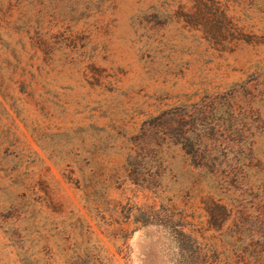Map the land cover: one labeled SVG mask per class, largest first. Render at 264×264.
I'll return each mask as SVG.
<instances>
[{
    "label": "rangeland",
    "instance_id": "rangeland-1",
    "mask_svg": "<svg viewBox=\"0 0 264 264\" xmlns=\"http://www.w3.org/2000/svg\"><path fill=\"white\" fill-rule=\"evenodd\" d=\"M199 2L0 0V264L253 260L264 0ZM171 108L214 179L191 188L197 159L161 139Z\"/></svg>",
    "mask_w": 264,
    "mask_h": 264
},
{
    "label": "trees",
    "instance_id": "trees-1",
    "mask_svg": "<svg viewBox=\"0 0 264 264\" xmlns=\"http://www.w3.org/2000/svg\"><path fill=\"white\" fill-rule=\"evenodd\" d=\"M194 5L199 8L200 2L199 0H194ZM222 14L225 15L224 10L222 9ZM179 110L175 108H171L169 110L162 111L160 114L156 115V117L162 118L163 116H177L176 120L171 117L172 121L165 120L162 125H160V128H158L159 132L161 133V139H166V142L168 143H177L180 146V149L185 153V155H190V157H194L197 160L194 162V166L196 168V176L191 184V188L195 187L198 182H201L202 174H206L210 176L211 179H214L216 176L219 175L220 170H218L215 167H208V164L206 161L209 159V154L207 151H202L200 148L192 149V145L196 144L199 145L201 134L198 132L196 141L192 142L190 140V134L189 129L187 128V123L185 121V115L179 114ZM181 115V116H180ZM263 129V128H262ZM147 136L149 134L147 133ZM164 136V138H163ZM164 141V140H163ZM156 143H158L156 141ZM233 168L230 169V172L226 170L228 173H232L231 171ZM199 189V188H198ZM197 189V190H198ZM238 222L241 224L244 222L243 217L238 218ZM254 222L256 223V226H259V224H264V218L260 216H256L254 219ZM181 228L172 230V234L174 236L175 242L177 244V247L180 249H183V245L186 244V242L191 243L190 250H194L196 252H199L198 247L196 246V238L192 235L191 231H184L182 230L183 224H179ZM262 231V232H261ZM253 237L256 241L251 242L248 244V250L253 257V260H238L237 264H264V227L260 230H256V232L253 234ZM192 247V248H191Z\"/></svg>",
    "mask_w": 264,
    "mask_h": 264
}]
</instances>
